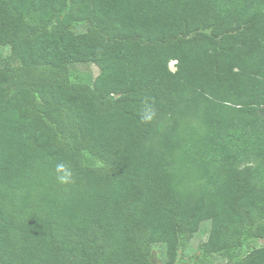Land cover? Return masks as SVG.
<instances>
[{
    "label": "trees",
    "instance_id": "16d2710c",
    "mask_svg": "<svg viewBox=\"0 0 264 264\" xmlns=\"http://www.w3.org/2000/svg\"><path fill=\"white\" fill-rule=\"evenodd\" d=\"M0 46V264H264V0H0Z\"/></svg>",
    "mask_w": 264,
    "mask_h": 264
},
{
    "label": "rangeland",
    "instance_id": "374dc122",
    "mask_svg": "<svg viewBox=\"0 0 264 264\" xmlns=\"http://www.w3.org/2000/svg\"><path fill=\"white\" fill-rule=\"evenodd\" d=\"M10 47L9 46H0V59H6L10 55ZM171 69L175 70V61L170 63ZM72 78L77 81H85L91 82L94 77L98 74L99 68L97 65L93 63H84L77 64L71 68ZM204 229L199 231L193 235V237L189 240L188 245L183 250V260L179 262V264H190V257L193 256L198 249V246L201 241H204L208 237V233ZM168 254L166 250V245L161 244L153 249L152 260L155 264H161L162 260L167 259ZM222 259V257H218Z\"/></svg>",
    "mask_w": 264,
    "mask_h": 264
}]
</instances>
